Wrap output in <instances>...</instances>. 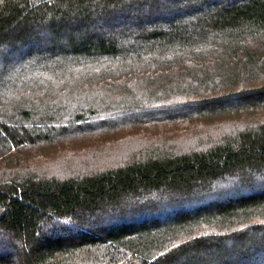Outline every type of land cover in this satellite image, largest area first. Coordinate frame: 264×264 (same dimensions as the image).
<instances>
[{
    "label": "trees",
    "instance_id": "trees-1",
    "mask_svg": "<svg viewBox=\"0 0 264 264\" xmlns=\"http://www.w3.org/2000/svg\"><path fill=\"white\" fill-rule=\"evenodd\" d=\"M92 133L124 157L25 160ZM0 264H264V0H0Z\"/></svg>",
    "mask_w": 264,
    "mask_h": 264
},
{
    "label": "rangeland",
    "instance_id": "rangeland-1",
    "mask_svg": "<svg viewBox=\"0 0 264 264\" xmlns=\"http://www.w3.org/2000/svg\"><path fill=\"white\" fill-rule=\"evenodd\" d=\"M94 88L96 91L101 90L99 89V84ZM100 97L103 96L100 95ZM179 124L181 123H163L162 125L154 123L152 125L156 126L155 129L152 128L151 125L142 124L143 130L137 132L134 138L135 140L132 142L136 144L138 140H147L150 142L153 138L158 141L174 138L179 135V132L181 134L183 129H186L184 127H179ZM202 127L200 123H196L195 121L193 124L190 123V127L187 128L190 135H192L196 132H202L200 131ZM190 135H185V141H189V144H194L196 135ZM107 136L108 134L101 135L100 133H92L83 138L74 137L67 138L66 140L60 139L58 141H53L46 148L38 149V151L35 149L29 150L24 154V157L27 162H34L37 166V170L40 169L43 173L61 177L76 173L77 170L85 171L88 169L110 167L117 164L124 157L122 155L125 148L120 147L121 145H118V143H112V141L118 139L121 135H116L113 138ZM114 148L116 149L114 150ZM41 153L44 155L42 154L37 158L38 154ZM92 155H94V157H92ZM93 158L95 159L92 160ZM126 158H128V155H126ZM58 165H60V167H57Z\"/></svg>",
    "mask_w": 264,
    "mask_h": 264
}]
</instances>
